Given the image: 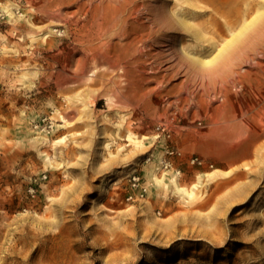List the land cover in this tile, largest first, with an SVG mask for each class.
<instances>
[{"label": "rangeland", "instance_id": "1", "mask_svg": "<svg viewBox=\"0 0 264 264\" xmlns=\"http://www.w3.org/2000/svg\"><path fill=\"white\" fill-rule=\"evenodd\" d=\"M180 1L123 7L131 25L159 34L144 49L148 75L130 87L105 60L116 61L110 41L127 38L106 34L90 0H0V264H264V46L249 51L262 65L221 64L253 32L264 0L244 2L242 18H256L236 39L217 23L232 0ZM179 11L206 23V35L155 22ZM163 41H181L185 60ZM169 146L182 154L165 169ZM174 177L186 189L200 179L194 195L175 190Z\"/></svg>", "mask_w": 264, "mask_h": 264}, {"label": "bare ground", "instance_id": "2", "mask_svg": "<svg viewBox=\"0 0 264 264\" xmlns=\"http://www.w3.org/2000/svg\"><path fill=\"white\" fill-rule=\"evenodd\" d=\"M91 2H92V9L90 10L91 11V17H92V19L101 27V28H103L105 31H106V34L108 33V31L110 30H118L119 32H121V33H123L124 34V37L125 38H127V40L125 41V42H123V43H121V42H119V41H117V42H112V41H110V43H109V46H111V48H113V50H114V52H113V56H116V61H111V59H113L112 58V56H105V60H106V62L108 63V68H110V69H113L112 71L114 72L115 70L117 71V70H121L122 71V76H124V77H130V78H132V79H129L130 80V83H131V85H130V87H132V86H134L135 85V81H134V79L136 78V80L137 81H141V80H144L143 78H145V76H147L146 74H145V76H144V72H146L145 70H144V68L142 67V66H140L141 64H143V62H144V54H145V51H144V49L146 48V47H148L150 44H149V42H151V41H156L158 38H159V34H153V32H155V31H153L152 30V26H151V24L150 25H148V24H146V22L145 23H141L139 26H138V24H137V26H133V25H131L130 23H129V20H128V18H126L125 16H124V14H123V7L127 4V3H129V4H131L132 5V7H133V12L135 11V12H138L139 11V4H138V0H90ZM180 1V0H179ZM249 1V0H248ZM181 2V1H180ZM179 2V3H180ZM244 2H247V0H232V2L230 3V4H228V6L227 7H221V10H223L225 13H227L228 14V18L224 21V22H219V21H217V23L219 24V28L222 30V29H228L231 33H232V35L233 36H235V39H236V35L238 34H240V33H244V31L245 30H248V27H249V29H250V25H251V23L253 22V20L256 18V17H253L252 19H246V18H242V16L243 15H245V16H247L246 14H247V12L250 10V7H244ZM86 3V2H85ZM89 4H90V2H89ZM88 4V5H89ZM254 5H255V3H253ZM182 5V4H181ZM253 5V6H254ZM90 6V5H89ZM193 6V5H192ZM183 7V6H182ZM196 8H197V6H195ZM113 8H115L116 9V11L115 12H111V11H109L110 9H113ZM253 8V7H252ZM108 9V10H107ZM87 10H89V9H87ZM198 10V9H197ZM196 10V11H197ZM257 10H259V9H257ZM264 10V9H263ZM141 11V10H140ZM181 11V10H180ZM180 11L176 14V15H178V18L179 19H177V17L176 16H174L177 20H170V19H167L166 21H164V20H162V18H158L157 17V21H155L156 23H158V25L160 26V25H162V27L165 25L166 26V29H177V28H180L181 26H183V30H184V28L185 27H187L188 29H192L193 31L192 32H195L196 33V36L198 37V38H202L203 36H204V34L205 33H203V30H204V25H206V23L204 24L203 22H202V24H204L203 26L202 25H197V24H195V23H193L192 22V20H190L189 18H187L188 17V14H187V17L185 16V15H183V14H180ZM195 11V12H196ZM86 12H88V11H86ZM132 12V11H131ZM132 12V13H133ZM155 12V11H154ZM194 12V11H193ZM140 13V12H139ZM157 13V12H156ZM260 13V12H259ZM141 14V13H140ZM164 14V13H163ZM162 14V15H163ZM185 14V13H184ZM133 15H134V13H133ZM132 15V16H133ZM135 15H136V13H135ZM133 16L134 18L137 16ZM151 15V14H150ZM155 15V14H154ZM261 16H259V14H258V16H259V18H260V20H259V22L254 26V28H253V32L251 31L250 32V34L249 35H247L246 34V36H243V37H245L243 40H241L240 42H239V45H237L238 47L236 48V50L234 51V52H232L231 50H230V52H232L231 54H228V55H230V56H228V57H225L224 59H223V61L221 62V64L222 65H228V64H230V66L228 67V68H230L232 65H233V62H236V61H234V59H237V58H239V60H241V57H244V59L242 58V60L243 61H249V60H253V57L249 54V51L251 52V51H253L254 50V52L256 53V52H260L259 51V48H262V46H264V13L262 12L261 14H260ZM160 16V15H159ZM133 17H129V18H133ZM150 17V16H149ZM164 17V16H163ZM100 18H102V20H100ZM153 18V17H152ZM192 18V17H191ZM137 20V19H136ZM135 20V21H136ZM148 20V19H147ZM152 20V19H151ZM150 20V21H151ZM139 21V20H138ZM143 21V20H142ZM153 21V20H152ZM132 23H133V21H131ZM144 22V21H143ZM148 22V21H147ZM134 23H137V22H134ZM199 23H201V22H199ZM217 25V24H216ZM153 26H155V24L153 25ZM165 26H164V28H165ZM185 26V27H184ZM238 26H240V28L237 30L236 29V27H238ZM129 27L132 29V30H130L129 29ZM206 27V26H205ZM217 27V26H216ZM158 29H159V27H158ZM185 30H186V28H185ZM205 30H206V28H205ZM251 30V29H250ZM165 31V30H164ZM169 31V30H168ZM188 31V30H187ZM249 31V30H248ZM115 32V31H114ZM114 32H113V35H116V32H115V34H114ZM171 32V31H170ZM174 32V31H173ZM173 32L171 33L172 35H174V37H175V34H173ZM176 32V31H175ZM174 32V33H175ZM217 32H220V31H217ZM179 33V32H178ZM45 34H47V32H45ZM194 34V33H193ZM171 35V36H172ZM178 35V34H177ZM206 35V34H205ZM237 35V36H238ZM118 36V35H117ZM160 36H162V35H160ZM164 36H166V35H164ZM169 36H170V34H169ZM179 36V35H178ZM120 37V36H119ZM240 37V36H239ZM161 38V37H160ZM198 38L196 39V40H198ZM207 38V37H206ZM162 39V38H161ZM166 39V41L168 40V39H171V37L169 38V37H167V38H165ZM173 39V38H172ZM176 39H178L177 37H176ZM209 39V38H208ZM230 39V38H229ZM238 39V38H237ZM241 39V38H240ZM163 40V39H162ZM179 40V39H178ZM181 40V39H180ZM210 40V39H209ZM239 40V39H238ZM175 41V40H174ZM169 42V41H168ZM171 42V41H170ZM213 42H215V41H213ZM237 42V41H236ZM163 43H164V41H163ZM176 42H174V45H171V46H169V45H166L165 46V43H164V46H165V50H166V52H168V53H173L171 56H169V57H172L173 58V55L174 54H177V57L180 59V60H185V55L183 56L182 54H180V52H179V47H181V41H180V43L178 42V43H176ZM194 43V42H193ZM199 43H201V41H199ZM212 43V42H211ZM226 43H227V41H226ZM154 44V43H153ZM168 44V43H167ZM198 44V43H197ZM214 44V43H213ZM229 44H232V43H229ZM159 45V44H158ZM225 45V44H224ZM224 45H222V46H224ZM233 45V44H232ZM151 46V45H150ZM194 46H198V45H195V43H194ZM200 46V45H199ZM229 46V45H228ZM160 47V46H159ZM221 47V46H220ZM110 48V47H109ZM193 48V47H192ZM196 48V47H195ZM234 48V47H233ZM147 49V48H146ZM150 49V48H149ZM189 50V49H188ZM149 51V50H148ZM163 51H164V49H163ZM195 51V50H194ZM221 51V50H220ZM262 51H264V50H262ZM261 51V52H262ZM184 52H186V51H184ZM189 52V51H188ZM218 52V51H217ZM148 53V52H147ZM160 53V52H159ZM162 53V52H161ZM168 53H163L164 55H168ZM187 53V52H186ZM190 53V52H189ZM193 53H195L196 54V51L195 52H193ZM229 53V52H228ZM263 53V52H262ZM155 54V53H154ZM192 54V53H191ZM190 54V55H191ZM201 54V53H200ZM219 54V53H218ZM163 55V56H164ZM189 55V54H188ZM225 55V54H224ZM257 55V54H256ZM255 55V56H256ZM258 55H261V54H258ZM156 56H157V52H156ZM162 56V57H163ZM149 57V56H148ZM148 57L146 58V59H148ZM154 57V56H153ZM168 57V58H169ZM193 57V56H192ZM214 57V56H213ZM150 58V57H149ZM152 58V57H151ZM156 58V57H155ZM204 58V57H203ZM220 58H221V56H220ZM219 58V59H220ZM126 59H127V61H126ZM146 59H145V61H146ZM188 59V58H187ZM192 59V61H193V58H191ZM197 59H199V58H197ZM222 59V58H221ZM114 60V59H113ZM150 60V59H149ZM173 60H175L174 58H173ZM199 60H201V59H199ZM212 60V59H211ZM251 60V61H252ZM178 61V60H177ZM188 60H186V62H187ZM205 61V60H204ZM152 62V61H151ZM150 62V63H151ZM173 62V61H172ZM175 62V61H174ZM190 62V61H189ZM203 62V61H202ZM201 62V63H202ZM255 62H257V60L256 61H252V63H254L255 64ZM145 63H147V62H145ZM154 63V62H153ZM191 63V62H190ZM198 63H199V61H198ZM204 63V62H203ZM240 63H243V62H240ZM172 64V63H171ZM174 64V63H173ZM181 64V63H180ZM179 64V65H180ZM184 64V63H183ZM187 64V63H186ZM196 64V63H195ZM200 64V63H199ZM205 64V63H204ZM207 64V63H206ZM218 64V63H217ZM232 64V65H231ZM244 64V63H243ZM245 64H247V63H245ZM253 64V65H254ZM257 64H261L262 65V62H258ZM257 64H255V65H257ZM154 65H156V63L154 64ZM240 65H242V64H240ZM252 65V64H251ZM145 66V65H144ZM172 66V65H171ZM193 66V65H192ZM212 66V65H211ZM173 67V66H172ZM195 67V66H194ZM213 67H214V64H213ZM216 67H218L217 65H216ZM252 67H254V66H252ZM257 67V66H256ZM259 67V66H258ZM143 68V69H142ZM154 68V67H153ZM158 68V67H157ZM191 68V67H190ZM215 68V67H214ZM220 68V67H219ZM225 68V67H224ZM223 68V69H224ZM160 69V68H159ZM158 69V70H159ZM209 69V68H208ZM208 69H206V70H208ZM218 68H215V69H213V71L212 72H215L216 70H217ZM223 69H220V70H222L223 71ZM241 69V68H240ZM151 70V69H150ZM155 70V69H154ZM156 71L155 70V72L157 73V72H159V71ZM197 70V69H196ZM205 70V71H206ZM219 70V71H220ZM228 70V69H227ZM230 70H231V68H230ZM250 70V69H249ZM199 71V70H198ZM197 71V72H198ZM229 71V70H228ZM231 71H233V70H231ZM253 71V70H252ZM264 70H263V68H262V72H263ZM119 72V71H118ZM148 72V71H147ZM225 72V71H224ZM234 72V71H233ZM232 72V73H233ZM251 72V71H250ZM254 72V71H253ZM150 73V72H149ZM220 73H221V71H220ZM223 73V72H222ZM227 73V72H226ZM249 73V72H248ZM247 73V74H248ZM259 73H261L260 72V70H259ZM119 74V73H118ZM194 73H192V75H193ZM200 74V73H199ZM228 74V73H227ZM226 74V75H227ZM235 74V73H234ZM233 74V75H234ZM250 74V73H249ZM253 74V73H252ZM105 75V74H104ZM117 75V74H116ZM120 75V76H121ZM191 75V74H190ZM198 75V74H197ZM201 76H203L202 74H200ZM210 75V74H209ZM236 75H237V73H236ZM103 76V75H102ZM118 76V75H117ZM132 76V77H131ZM213 76V75H212ZM215 76V75H214ZM229 76H231L230 74H229ZM156 77H158V76H156L155 75V78ZM160 77V76H159ZM207 77V76H206ZM211 77V76H210ZM210 77H209V79H210ZM226 77V76H225ZM233 77V76H232ZM147 78V77H146ZM149 78V77H148ZM151 78H153V77H151ZM163 78H164V75H163ZM197 78V77H196ZM219 78V77H218ZM241 78V77H240ZM104 79H105V77H104ZM107 79V78H106ZM158 79V78H157ZM203 79H205L204 77H203ZM206 79H208V78H206ZM215 79H217V77L216 78H214V80ZM227 79H229V78H227ZM226 79V80H227ZM109 80V79H108ZM151 80V79H150ZM218 80V79H217ZM222 81H223V79H221ZM110 81H114V80H112V79H110L109 80V82ZM156 81V80H155ZM219 81H220V79H219ZM221 81V82H222ZM116 82V81H115ZM119 81L117 80V83H118ZM161 82H163V81H161ZM161 82H158L157 84V86L156 87H154L153 86V88L155 89V88H157V89H160V88H158V86H159V83H161ZM220 82V83H221ZM229 82V81H228ZM243 82V81H242ZM114 84V82H111V83H109V84ZM117 83H116V85H117ZM112 84V85H113ZM155 84H156V82H155ZM222 84V83H221ZM220 84V85H221ZM228 84V83H227ZM234 84V83H233ZM241 84H243V83H241ZM111 85V86H112ZM116 85H115V90L117 89V88H119V87H117L116 88ZM137 85V84H136ZM136 85L134 86V87H136ZM222 87H224L225 85H221ZM220 86V87H221ZM240 86V88H241V85H239ZM243 86V85H242ZM138 87V86H137ZM227 87H230V86H227ZM232 87H235V85L234 86H232ZM244 87V86H243ZM112 87H110V89H111ZM129 88V87H128ZM144 88H147V87H144ZM153 88L152 89H150V90H153ZM205 88V87H204ZM207 88V87H206ZM205 88V89H206ZM210 88V87H209ZM208 88V89H209ZM238 88V87H237ZM240 88H238V89H240ZM140 89V88H139ZM156 89V90H157ZM218 89H219V87H218ZM234 89V88H233ZM119 90V89H118ZM121 90V89H120ZM130 90V89H129ZM134 90H136V89H134ZM140 90H142V89H140ZM235 90V89H234ZM237 90V89H236ZM235 90V91H236ZM113 91V90H112ZM131 91V90H130ZM154 91V90H153ZM223 91H224V89H223ZM222 91V92H223ZM228 91H230V90H228ZM117 92V91H116ZM127 92V91H126ZM225 93H226V91H224ZM231 92V91H230ZM117 93H119V92H117ZM116 93V94H117ZM123 93V92H122ZM232 93V92H231ZM230 93V94H231ZM127 94H130V93H128L127 92ZM227 94H229V92L227 93ZM233 94V93H232ZM237 94V93H236ZM242 94V93H241ZM122 95V94H121ZM234 95V94H233ZM232 96V95H231ZM120 98V97H119ZM118 98V99H119ZM122 100V99H121ZM118 101V100H117ZM120 101V100H119ZM121 103H123V102H121ZM61 120L62 121H66L67 122V120H66V118H65V116L64 115H61ZM236 122V121H235ZM120 126H122L121 124H120ZM250 128V127H249ZM238 129H239V127H238ZM255 129V128H254ZM251 130H252V127H251ZM256 130H257V128H256ZM247 131V130H246ZM246 131H237L238 132V134L237 135H235L234 136V138H235V140H233V141H236V144H238L240 141H245L244 139L247 137V133H248V131H247V133H246ZM253 133H254V135L256 136L257 135V131H255V130H253ZM128 135H131V134H128ZM235 144V145H236ZM217 170H212V171H210V172H208V176L210 177V178H215V177H217L218 176V173L216 172ZM160 179V178H159ZM202 180V179H201ZM200 183V179L198 180V182H196L193 186H192V189H186L181 183H180V181H179V179L177 178V177H174V178H172L171 179V185H172V187L175 189V190H177V191H179V192H183V193H185L186 195H188V196H193L194 195V190H193V188H195L198 184Z\"/></svg>", "mask_w": 264, "mask_h": 264}, {"label": "built area", "instance_id": "3", "mask_svg": "<svg viewBox=\"0 0 264 264\" xmlns=\"http://www.w3.org/2000/svg\"><path fill=\"white\" fill-rule=\"evenodd\" d=\"M164 130H165V127L162 128V131H164ZM165 154H167L169 156V158L164 157L161 160V164L165 169H168V168L172 167V161L170 160V156L175 155V154L180 156L182 153L178 149H176L172 146L171 147L169 146V147H167ZM190 162L192 164H202L203 160L200 159L199 157L195 156V157H191ZM177 172L179 173L180 170H177ZM139 180H140V177H133L132 186L139 188V195L141 197H143L147 192V186L146 185H140ZM132 198H133V195L128 196V199H132Z\"/></svg>", "mask_w": 264, "mask_h": 264}]
</instances>
